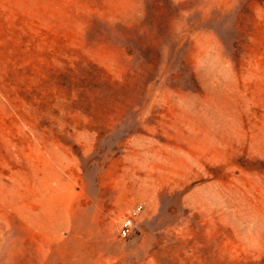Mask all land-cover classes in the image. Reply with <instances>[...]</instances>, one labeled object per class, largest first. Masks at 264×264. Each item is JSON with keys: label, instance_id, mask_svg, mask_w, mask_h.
<instances>
[{"label": "rangeland", "instance_id": "obj_1", "mask_svg": "<svg viewBox=\"0 0 264 264\" xmlns=\"http://www.w3.org/2000/svg\"><path fill=\"white\" fill-rule=\"evenodd\" d=\"M0 264H264V0H0Z\"/></svg>", "mask_w": 264, "mask_h": 264}, {"label": "built area", "instance_id": "obj_2", "mask_svg": "<svg viewBox=\"0 0 264 264\" xmlns=\"http://www.w3.org/2000/svg\"><path fill=\"white\" fill-rule=\"evenodd\" d=\"M140 210V208H135L127 218L121 221L118 230L119 238L127 239L130 236L133 225V218L140 212Z\"/></svg>", "mask_w": 264, "mask_h": 264}]
</instances>
